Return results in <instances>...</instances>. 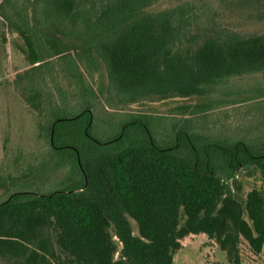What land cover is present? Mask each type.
Listing matches in <instances>:
<instances>
[{"label":"trees","instance_id":"1","mask_svg":"<svg viewBox=\"0 0 264 264\" xmlns=\"http://www.w3.org/2000/svg\"><path fill=\"white\" fill-rule=\"evenodd\" d=\"M222 11L248 26L264 21V0H0L2 38L20 36L28 61L13 84L66 171L48 193L30 189V174L0 179L6 264H173L191 233L215 239L233 264L242 240L262 251L264 192L240 196L238 177L264 178V124L238 138L191 124L162 147L147 116L129 110L209 97L213 85L264 71V32L235 29ZM125 112L116 137L91 134Z\"/></svg>","mask_w":264,"mask_h":264},{"label":"rangeland","instance_id":"2","mask_svg":"<svg viewBox=\"0 0 264 264\" xmlns=\"http://www.w3.org/2000/svg\"><path fill=\"white\" fill-rule=\"evenodd\" d=\"M218 15L221 19L231 17L227 11ZM226 24L237 30L244 28L250 34L264 32V21L243 26L238 25L234 18ZM2 30L0 25V179L9 181L12 177L30 174L31 177L26 180L30 189L48 193L65 184L66 171L58 166L54 152L40 133L35 115L13 84L15 74L28 65L23 53L24 42L20 36L12 34L6 36L5 42ZM211 90L214 92L209 97L171 98L136 105L129 110L147 116L146 121L154 139L162 147H173L177 130H186L191 124L198 132L209 136L227 135L234 138L242 137L244 132H255L264 124V71L229 78L213 85ZM219 99L223 101L219 103ZM210 101L216 102L213 109L202 114L192 112L193 105ZM182 105L192 107L184 112L178 108ZM125 113L115 114L110 119L105 116L104 119L100 118L91 134L103 143L116 137L121 132V121L129 118V112ZM238 180L241 184L238 191L240 196L254 187L264 192V178L260 173L250 175L241 172ZM15 187L18 184L10 189ZM5 192L0 188V197H4ZM130 220L137 234V223L132 218ZM181 244L174 253L173 264H233L217 241L205 233H191L181 239ZM240 260V264H264V247L260 253H255L242 240ZM0 264H6L1 257Z\"/></svg>","mask_w":264,"mask_h":264},{"label":"water","instance_id":"3","mask_svg":"<svg viewBox=\"0 0 264 264\" xmlns=\"http://www.w3.org/2000/svg\"><path fill=\"white\" fill-rule=\"evenodd\" d=\"M78 163H79L80 167L82 168V164H81V160H80L79 156H78Z\"/></svg>","mask_w":264,"mask_h":264}]
</instances>
